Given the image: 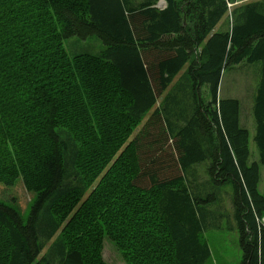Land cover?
I'll return each mask as SVG.
<instances>
[{"label": "trees", "instance_id": "obj_1", "mask_svg": "<svg viewBox=\"0 0 264 264\" xmlns=\"http://www.w3.org/2000/svg\"><path fill=\"white\" fill-rule=\"evenodd\" d=\"M159 1L0 0V181L36 192L26 218L0 201V264H107L104 235L128 264H205L229 195L241 264H264V0ZM92 35L96 54L64 45ZM254 62L250 163L239 100L218 88Z\"/></svg>", "mask_w": 264, "mask_h": 264}, {"label": "rangeland", "instance_id": "obj_2", "mask_svg": "<svg viewBox=\"0 0 264 264\" xmlns=\"http://www.w3.org/2000/svg\"><path fill=\"white\" fill-rule=\"evenodd\" d=\"M240 2L242 1L238 0L236 4ZM230 4L233 6V3ZM230 19L231 11L220 21L217 29H226ZM64 45L70 54L86 52L96 54L103 48L102 41L96 35H92L86 39L71 37L64 40ZM187 66L188 64L184 66L170 86L175 84ZM260 67V62L240 63L229 66L223 71L218 88L219 98H236L239 100L240 125L247 128L249 132L250 163L259 160V152L254 140L256 123L252 108L257 83L260 78ZM170 90L168 89L160 96L159 103H162V105L165 104V97L170 93ZM201 94L205 100L211 98L210 89L207 85L201 88ZM151 112L148 113L147 117L150 116ZM147 117L135 129L131 138H134L140 133L143 124L147 121ZM259 169L260 180L258 187L260 192L264 194V164L259 163ZM228 190L232 191L231 186H228ZM35 196L36 192L28 190L21 178H18L12 185H7L0 181V201L17 207L24 218L27 217ZM220 206H212V213H210L212 217L211 224H214L213 221L217 220L219 224L217 226H209L204 233L212 253L205 264H241L242 249L240 246L237 222L231 204V196H225L223 204ZM100 253L102 259L107 264H128L117 244L108 235H104L102 238Z\"/></svg>", "mask_w": 264, "mask_h": 264}, {"label": "crops", "instance_id": "obj_3", "mask_svg": "<svg viewBox=\"0 0 264 264\" xmlns=\"http://www.w3.org/2000/svg\"><path fill=\"white\" fill-rule=\"evenodd\" d=\"M217 27H218V26H217ZM170 88H171V86H169V87H168V89H170ZM168 89H167V90H168ZM167 90H166V91H167ZM166 91H165V92H166ZM159 102H160V98L158 99V102H157V104H156V105H158V104H159ZM146 117H147V116H146Z\"/></svg>", "mask_w": 264, "mask_h": 264}, {"label": "built area", "instance_id": "obj_4", "mask_svg": "<svg viewBox=\"0 0 264 264\" xmlns=\"http://www.w3.org/2000/svg\"><path fill=\"white\" fill-rule=\"evenodd\" d=\"M160 5H162V6H163V5H165V3H163V2H160ZM230 5H231V4H230Z\"/></svg>", "mask_w": 264, "mask_h": 264}]
</instances>
